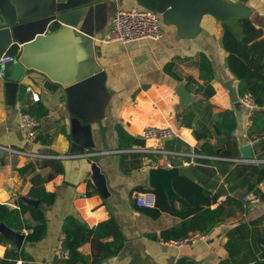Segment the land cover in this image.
<instances>
[{"label": "crops", "instance_id": "obj_1", "mask_svg": "<svg viewBox=\"0 0 264 264\" xmlns=\"http://www.w3.org/2000/svg\"><path fill=\"white\" fill-rule=\"evenodd\" d=\"M244 1L254 8L248 18L264 33V0ZM136 6L139 5L135 0H96L63 13L61 19L54 13L23 21L14 34V44L10 48L15 49L17 58L23 57V65L16 60L9 62L0 76V145L44 156H16L0 149V204L15 207L18 201L28 203L31 175L52 171L49 165H39V160H57L62 166V171L44 184L47 191L55 193L51 205H42L47 222L44 237L36 242H25V230L20 233L23 240L19 249L23 247L31 256V263L48 264L55 259L56 246L63 237L61 224L65 216L75 215L92 226L113 215L124 234V244L116 256L102 264L264 262L261 255L264 220L256 225L254 233L249 227L247 243L238 241V255L229 256L225 245L234 224L247 223L264 213V186L258 188V203L246 209H239L233 201L226 203L225 195L221 196L218 203L224 205L226 215L202 239L188 246L161 241L160 232L177 225L180 221L177 217L162 212L151 218L144 212L146 207L136 204V196L142 192L136 187H151L148 170L153 165L144 160H157L161 165L169 158L165 154L145 151L144 147L181 151L166 148V142L172 139L142 140L143 146H138L136 151L146 155L136 158L132 151L118 149L115 124H123L135 138L143 127L165 125L178 134L175 138L191 147L197 145L191 129L178 123L180 97L176 92L177 86L188 80L201 82L198 68L188 59L197 52H204L213 66L210 83L215 93L206 100L213 118L226 120L236 116L238 128L234 136L239 147L250 144L253 156L254 145L253 137L248 135L250 109L237 102L236 80L227 70L226 52L221 43L223 21L203 15L200 34L191 39L179 37L173 25H164V36L159 40L102 41L115 10ZM229 26L239 32L238 27L230 23ZM167 63H173L172 69L181 80L165 71ZM18 68L22 73L16 76ZM32 92L39 94L38 100L32 99ZM189 93L193 101H205ZM42 109L47 113L38 118V142L32 143L23 137L18 127L19 115L22 111L40 114ZM126 109L139 123L138 131L131 125L133 117L123 116ZM72 118L82 125H90L94 148L81 153L71 151L78 148L72 140ZM98 151L107 152L92 154ZM136 159L141 160L140 163ZM93 161L99 164L106 177L108 198H103L95 186L86 194L87 183L92 181L90 164ZM28 163L31 166L24 168ZM223 178L224 175L218 176L217 187H222ZM244 191L245 188H238L228 195L239 200ZM24 217L30 224L34 223L28 213ZM9 246L0 244V257ZM78 250L85 261L92 260L90 242Z\"/></svg>", "mask_w": 264, "mask_h": 264}, {"label": "trees", "instance_id": "obj_2", "mask_svg": "<svg viewBox=\"0 0 264 264\" xmlns=\"http://www.w3.org/2000/svg\"><path fill=\"white\" fill-rule=\"evenodd\" d=\"M231 20L237 24L239 32H234L229 26L230 20L223 21L224 30L221 43L226 52L227 70L235 77L237 95L250 93L256 104L249 114L251 127L248 135L258 138V143L253 145V156L264 159V33L248 17H233ZM8 52L15 53V49L10 48ZM188 59L191 65L198 68L201 82L188 80L184 86L192 92L193 96L199 95L205 101L195 102L192 99L190 106L187 104L181 107L179 104L178 123L191 129L192 136L198 143L197 151L194 152L196 156L189 155L191 152L188 146L185 150L181 149V144H187L179 138L166 142V148L181 151L178 154H167L172 166H180L183 161L195 163L192 167L193 178L184 175L173 177L171 185L174 195L171 198H168L160 186L136 187L138 191H150L155 195L154 207L145 208L144 212L148 216L156 218L160 213L165 212L180 220L177 225L160 232V237L164 240L178 239L192 231H200L204 234L209 232L226 215L224 205L218 203L221 196L225 195L226 203L233 201L236 207L242 209L240 200L234 199L228 193L238 188H245V190L255 188L260 181L264 180V163L235 161L236 158H241L239 144L234 136L238 128L237 117L233 116L223 120L212 116L206 101L215 93L210 83L213 67L210 58L204 52L199 51ZM173 67V63H167L164 69L177 80H181L175 75ZM30 113L39 118L45 115L47 110L42 109L40 114H33L31 111ZM123 116L133 117L127 109L123 111ZM131 125L138 131L139 123L134 117L131 119ZM114 128L118 139V149L130 150L136 158L146 155L143 151L133 150L139 146L141 139L135 138V135L121 123H116ZM39 161V165H49L52 171L46 174L34 172L30 177L31 187L27 196L37 200V203L18 201L15 207L0 204V223L18 233H24L27 230L24 237L25 242H36L44 237L47 222L42 205L49 206L55 200V193L47 191L44 184L56 173L62 171V166L57 160ZM140 161L136 159L137 163ZM29 166L31 163L26 164L24 168ZM219 175H224L222 187L216 186V179ZM91 189L94 190V185L89 180L86 194H90ZM214 204L216 205L212 207ZM26 213L34 221L33 224L25 219ZM262 220H264V213L255 219H250L247 223L239 222L232 226L225 243L229 256L238 255L239 249L236 245L238 241L243 240L247 243L249 227L254 233L256 225ZM61 228L63 246L69 251L67 264H76L80 261L82 264H102L116 256L124 244V234L113 215L92 226H88L75 215H67L62 220ZM263 234L264 229L262 233L264 237ZM86 242H90L91 245L92 260L89 263L84 260L78 250ZM252 242L256 244L253 235ZM261 243L264 245V238ZM0 244L11 245L5 248L3 256L0 257V264H13L17 259H21L22 264H34L31 263V256L23 247L18 249L1 232ZM261 255L264 257V250ZM252 264H264V262L255 261Z\"/></svg>", "mask_w": 264, "mask_h": 264}, {"label": "water", "instance_id": "obj_3", "mask_svg": "<svg viewBox=\"0 0 264 264\" xmlns=\"http://www.w3.org/2000/svg\"><path fill=\"white\" fill-rule=\"evenodd\" d=\"M96 0H0V56L9 50L14 44V34L18 32L19 24L30 19L50 16L57 13V18H63V13L87 5ZM139 6L150 8L158 12L164 25H173L176 33L182 38H194L200 34V21L203 15L209 14L220 21L230 18L249 17L254 8L244 0H135ZM22 57V56H21ZM19 56L16 61L23 65ZM23 58V57H22ZM21 70L18 68L15 75ZM176 92L180 97V106H185L192 100L191 94L179 84ZM238 102V97H237ZM72 140L78 144V148L71 150L75 153L85 152L88 148H94L90 125H82L76 118L71 119ZM141 138L140 134L136 135ZM239 151L245 158L252 157L250 144L239 147ZM95 152L94 154H98ZM192 164L187 167L172 166L169 168H150L149 184L152 188L160 186L168 198L174 195L171 180L177 175L193 178ZM91 180L103 198L110 196L106 177L96 161L91 162ZM28 203L36 204L37 200L29 199ZM0 232L9 238L19 249L23 235L7 228L0 223Z\"/></svg>", "mask_w": 264, "mask_h": 264}, {"label": "built area", "instance_id": "obj_4", "mask_svg": "<svg viewBox=\"0 0 264 264\" xmlns=\"http://www.w3.org/2000/svg\"><path fill=\"white\" fill-rule=\"evenodd\" d=\"M164 36L163 23L161 21V16L155 10L150 8L136 6L129 8H118L115 10L110 26L102 37V41H120V42H129L136 41L144 38L159 40ZM17 59V55L14 53L4 52L0 56V76L3 73L4 67L9 62H12ZM31 97L33 100L39 99V94L37 92H32ZM238 103L242 106L247 107L251 111L256 107V104L250 93H244L238 96ZM250 122V120H249ZM251 123V122H250ZM18 127L23 135V137L32 142H38V127L39 119L33 116L27 111H22L19 115ZM141 140L152 139L157 142H163L166 140L173 139L178 136L175 131L169 127H157V126H146L140 132ZM252 143L255 145L258 143V138L253 137ZM0 149L4 152L16 156H25L30 158L43 157L44 155L26 151L24 149L3 146L0 145ZM134 151L137 149H133ZM145 151H151L159 154H178L177 152L167 151L159 146L144 147ZM98 154L106 153L107 151H98ZM94 154V153H92ZM189 155L196 154L191 153ZM235 161L238 162H254V163H264V159L258 157L245 158H236ZM189 162H184L185 165H188ZM192 163V161H191ZM168 167H171L170 164H167ZM264 186V180L260 181L255 188L246 189L240 197V202L242 209H246L252 205H255L260 200V195L258 193V188ZM136 204L143 207H154L155 205V195L150 191L141 192L136 196ZM204 237V233L200 231L189 232L186 236L178 239H162V242L170 243L176 246H188ZM69 257V251L63 246L62 239L59 240L56 249H55V259L48 264H67V259ZM21 259L15 260L13 264H22Z\"/></svg>", "mask_w": 264, "mask_h": 264}, {"label": "rangeland", "instance_id": "obj_5", "mask_svg": "<svg viewBox=\"0 0 264 264\" xmlns=\"http://www.w3.org/2000/svg\"><path fill=\"white\" fill-rule=\"evenodd\" d=\"M228 23H230V24H232V26H234L235 28H237L238 26H237V24L234 22V21H232V20H230V22H228ZM181 140V139H180ZM183 141V140H182ZM184 142V141H183ZM187 145H185V144H181V149H183V150H185L186 148H187V146H188V148H189V151L191 150V153H193V151L194 152H196L197 151V145H195V146H193V147H191L187 142H185ZM138 145L139 146H143V142L140 140L139 141V143H138ZM144 162H146V163H148L149 165H153V166H151V168H158V167H166V168H169L168 166H167V164H170V159L168 158V159H166V160H164L163 162H161V165H159L158 163H160L159 161H157L156 160V162L155 161H152V160H150V159H148V160H144ZM184 162H187V161H184ZM184 162H182V165H180V166H182V167H187V165H185L184 164ZM189 164H191V162H189L188 163V165ZM195 164V163H194ZM194 164H193V166H194ZM170 166L172 167V165L170 164ZM179 167V166H178ZM150 170V169H149ZM149 170H148V172H149Z\"/></svg>", "mask_w": 264, "mask_h": 264}, {"label": "bare ground", "instance_id": "obj_6", "mask_svg": "<svg viewBox=\"0 0 264 264\" xmlns=\"http://www.w3.org/2000/svg\"><path fill=\"white\" fill-rule=\"evenodd\" d=\"M157 127H165V125H162V126H157ZM143 129V128H142ZM141 129V130H142ZM141 132V131H140ZM140 134V133H139ZM147 141H153L154 142V140H152V139H148Z\"/></svg>", "mask_w": 264, "mask_h": 264}]
</instances>
